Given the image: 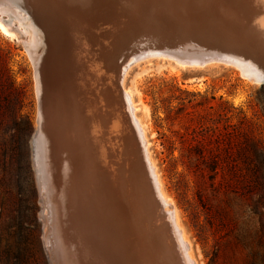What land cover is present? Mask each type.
I'll return each mask as SVG.
<instances>
[{"label":"rangeland","instance_id":"1","mask_svg":"<svg viewBox=\"0 0 264 264\" xmlns=\"http://www.w3.org/2000/svg\"><path fill=\"white\" fill-rule=\"evenodd\" d=\"M103 1L121 7V11L120 8L115 11L114 18L119 16V12H128L131 7L125 8L128 0L100 2ZM133 1L138 5L128 13L130 37L124 41L121 52L111 53L108 58L111 61L107 62L112 64L118 60L112 66L119 65L118 72L127 64L124 57L128 59L132 53L146 52V49L172 51L188 47L194 53L200 50L237 56L254 67L250 71L251 76L264 77V17L256 13L255 0H214V7L220 12H230L226 6L238 5L237 9L233 8L235 18L244 22L245 29L251 27L246 37L245 32L239 35L236 31L238 22H232L226 16L220 17L224 32L219 33L222 28L218 31L215 28L217 25H202L209 17L203 14L206 8L203 11L198 8L201 0ZM209 1L213 2L208 0L206 3L210 4ZM9 2H12V8L18 7L25 21L34 23V15L26 9L24 11L23 0ZM196 2L198 6H195ZM81 5L85 20L90 22L99 18L88 7L89 2H82ZM215 17L219 21L217 14ZM257 17L261 19L262 28L254 25ZM9 18L0 15V20L15 35L10 37L0 31V80L2 82L7 73L14 89L8 93L4 84L0 86V264H49L43 244L40 192L30 145L42 104L37 93L36 71L22 41L24 36L15 26L16 21ZM114 18L111 17V21L102 19L97 31L88 24L81 30L83 40L87 42L85 52L89 56H85L84 60L91 61L88 62L92 77L94 66L98 63L97 55L93 53L102 45H112V30L123 32L126 27L120 22L121 25L116 28L112 21ZM233 29L238 35L229 33ZM92 43L97 44L94 50ZM139 47L143 48L142 51ZM42 49H37L36 53L41 60L45 54ZM89 78L86 74V81L92 83ZM123 87L132 92V100L137 106L134 114L144 125L148 152L161 189L172 203L178 225L190 244L191 256L196 264H264V81L247 79L237 67L222 63L181 69L170 60L150 58L130 67ZM62 88L64 84L60 79L58 91ZM56 94L53 99L59 105L60 91ZM118 94L117 104L113 101L115 106H111L120 119V122L116 119L115 125L120 137L132 143L134 151L130 155L125 152L117 154L104 142L101 143V150L111 161L122 156L129 161L134 154L138 163L136 136L129 126ZM81 101L85 116L92 118V113H88L86 97L83 96ZM106 104L107 98L105 114L108 111ZM91 122L92 134H100L107 139L110 131L104 130L110 129V123L114 122L111 112L103 121V130ZM87 138L91 140L93 137L83 138L82 142H86ZM74 148L75 145L70 151L73 152ZM62 149L66 153L68 145ZM59 155L61 158L68 156L62 152ZM130 165L133 170L135 163L130 162ZM61 170L56 180L60 182L61 189L67 190L66 173L61 174ZM85 172L87 177L94 171L88 168ZM84 181L82 179V183ZM139 184L137 181L135 192L140 191L142 185ZM162 223L158 220L156 225L162 228ZM134 234L140 235L133 232L127 240L134 239ZM144 235L147 239L151 238L148 231ZM104 241L107 250H113L121 264L124 255L119 247L123 242L111 236ZM133 253L136 252L133 250ZM98 264H102L101 261Z\"/></svg>","mask_w":264,"mask_h":264},{"label":"bare ground","instance_id":"2","mask_svg":"<svg viewBox=\"0 0 264 264\" xmlns=\"http://www.w3.org/2000/svg\"><path fill=\"white\" fill-rule=\"evenodd\" d=\"M100 1L23 0L24 11L26 9L34 15V23H31L25 21L26 19L20 13L18 7H11L10 3L13 1L0 0V15L4 14L16 21L15 26L24 36L23 44L27 48L36 71L37 93L40 96L42 111L38 117L30 145L32 165L40 192L43 244L49 264H98L100 261L102 264H119V257H116L113 250H107L106 243H104V239L108 241V236L114 239L116 237L120 242H123L121 247H119L121 251L123 250L124 255V261L122 260L123 263L121 261V264H149V262H152L155 255L151 256L150 253L149 241L152 238H150L151 235H149L150 239H147L144 235L147 230L141 228V225H137L138 233L135 232L136 230L133 231L128 225L134 212L142 214L139 206V203H142L140 200L141 189L139 192H135L134 186L137 181L141 184L140 178H143L144 187L147 188L150 185V174L154 176L155 186L164 209L172 217V222L180 237L187 260L190 264H196V261L191 256L190 244L183 230L178 225L172 203L161 189L155 166L148 152V143L144 136V125L135 116L137 106L132 100V92L123 87L124 78L131 66L149 61L150 58L170 60L181 69L204 68L213 63H222L237 67L247 79L261 82L264 81V77H255V79L254 76H251L250 71H253L251 69L254 67L248 65L246 60L237 56L231 57L214 52L205 53L200 50H198L199 53H194L188 47L172 51L146 49V52L132 53L128 59L126 58L127 56L124 57V61L127 60V64L122 66L123 68L118 72L119 65L112 67L113 63H117L118 60L114 59L115 61L112 64H108L107 62L111 61L108 58L111 53L121 52L120 50L123 49L124 41L129 36L127 28L128 13L134 11L135 6L138 4L133 0H128L125 6V8L131 6L127 9L128 12L124 9L125 11L119 12V16L114 18L115 11L117 12L118 8L121 11V7L115 4L114 6L108 5L104 1ZM206 1L208 0H201L200 5L197 2L195 4V6L199 5L198 8L202 9V11L206 8V14L205 11L203 14L209 17L208 20L205 17V23L199 22V24L204 23L202 25L205 27L217 25L215 28L219 31L221 27L220 17L225 18L226 16L232 22H238L235 28H238L236 31H238L239 35L243 32H245V37L248 35L247 31L251 27L245 29L244 26L246 25H242L244 22L240 18H235L236 12L234 9H237L236 7L238 6L236 3L232 7L225 5L230 12L222 9L221 13L220 10L218 11L214 7V0L212 3L209 1L210 4L206 3ZM82 2H89L88 7L94 10L96 18L99 17L96 21L89 22L85 20L86 17L82 13ZM255 2L256 13L264 17V0H255ZM221 3L219 2L220 5ZM207 12L211 15L209 16ZM216 14L219 17V21H217V17L214 19ZM111 17L114 18L112 21L116 28L121 25L120 22L124 23L126 27L123 32L117 29L112 30L114 41L111 46L103 47L102 45L98 51L95 50L97 54L93 53V55H97L98 63L94 66V76L92 77L89 63L91 61L84 60L85 56H87V52H85L87 51L85 50L87 42H84L81 30H84L88 24L91 29L94 28V31H97L102 19L111 21ZM258 17L257 20L254 18L256 24L254 21L252 22H254L256 28L259 25L262 28L261 19ZM250 24L253 25V23ZM252 30L254 29L252 28ZM252 30L250 31L253 32ZM0 31L7 36H15L1 20ZM188 31L190 32V30ZM221 31L224 32V29H220L219 33ZM236 31L233 29L229 33L238 35ZM92 45H95L92 46L94 50L97 44L92 43ZM39 48H43L42 53L45 52L42 60L41 58L38 59V54H36ZM142 49L140 48V51ZM86 74L90 76L89 79L92 80V83L89 80L86 81ZM60 79L64 84V89L59 90L61 98L58 100L61 101L59 106L57 101H55L56 99L53 98L59 92ZM74 81L76 85H74ZM115 89L116 91H114ZM117 93L120 95L122 107L128 110L129 108L131 109L128 122L131 121L129 126L136 134L135 146L137 150H140L138 152L139 156H137L138 163L137 158H134V154H131L132 158H129V161L123 156L111 161L109 158H105L101 150V143L104 142L117 154L123 155V152H125L124 154L130 155V152L134 151L132 150L134 147L132 143L126 142L125 138L122 139L120 137L115 125L116 119L119 118H117L118 116L116 117L115 108L113 109L111 106H115L112 105L113 101L114 104H117L115 103L117 102ZM83 96L86 97L88 113H92V118L85 116L82 110L81 99ZM105 98L108 100V104H106L108 111L106 114L104 110ZM108 112H111L114 122L110 123V129L104 131H110V135L106 139L100 134H92L89 126L92 123L91 121L94 122L98 129H102L103 121L107 119ZM103 115L104 118L102 117ZM128 122L126 121L127 124ZM88 129H90L89 132H87ZM86 137L93 138L91 140L87 138L86 142L84 141L83 143L82 139ZM65 145H68V150L66 151L68 156L61 158L59 155L61 152L67 155L62 149ZM74 145L75 148L72 152L70 148L72 149ZM97 145L99 146L97 147ZM86 156L87 158H85ZM130 162L135 163L134 171ZM61 163L63 164L62 166ZM103 166L105 167L103 168ZM139 166L141 171L139 170L136 173ZM88 168L90 170L92 168L94 172L86 177L85 170ZM60 169H62L61 174L66 173V184L69 187L67 190L61 189L60 182L56 180ZM125 171L127 174H125ZM135 175L136 180H134ZM82 179L85 180L83 183ZM161 219L164 220V218ZM162 222L167 223V221ZM138 227H140L139 230ZM133 232L140 235L134 234V239L127 240V238L132 237ZM133 250L136 253H133ZM169 260L170 264H179L172 250H169Z\"/></svg>","mask_w":264,"mask_h":264},{"label":"water","instance_id":"3","mask_svg":"<svg viewBox=\"0 0 264 264\" xmlns=\"http://www.w3.org/2000/svg\"><path fill=\"white\" fill-rule=\"evenodd\" d=\"M120 96V95H119ZM127 114V117H130L129 110L124 108ZM131 122V121H129ZM136 136V134H135ZM140 152V150H139ZM140 168V169H139ZM141 171V167H138L136 173ZM141 174V173H140ZM149 177V176H148ZM140 178V176H139ZM134 180H136V175L134 176ZM141 180V193L140 200L142 203H139L140 210L142 214L134 212L131 216L130 228L135 232L137 231V225H141V228H144L148 231L149 235H151L150 250L151 256L153 257V261L149 262V264H170L169 260V250H172L174 256L176 257L179 264H190L187 260L186 255L183 251V246L180 240V237L174 227L172 222V217L170 213H168L164 207L162 201L159 199L158 191L155 186V179L152 174H150L149 181L150 185L147 188L144 187L143 178ZM152 181V183H151ZM140 185V184H139ZM140 187V186H139ZM148 213L151 215L149 216ZM164 216H162V215ZM161 218H164L162 220ZM167 221V223H162V228L159 225H156L158 220ZM135 222V224H134ZM169 235V238H168ZM148 264V263H146Z\"/></svg>","mask_w":264,"mask_h":264},{"label":"trees","instance_id":"4","mask_svg":"<svg viewBox=\"0 0 264 264\" xmlns=\"http://www.w3.org/2000/svg\"><path fill=\"white\" fill-rule=\"evenodd\" d=\"M3 84H4V87L6 88V90L8 91V93H11L14 91L13 83H12L10 77L7 75V73H6V77L4 78V80L2 82L0 80V86H3Z\"/></svg>","mask_w":264,"mask_h":264}]
</instances>
